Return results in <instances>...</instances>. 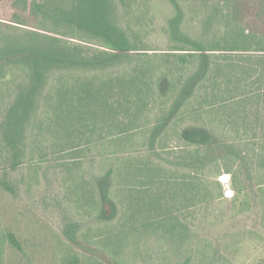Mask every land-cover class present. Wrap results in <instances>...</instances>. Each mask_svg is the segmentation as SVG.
Returning a JSON list of instances; mask_svg holds the SVG:
<instances>
[{"label":"rangeland","instance_id":"rangeland-1","mask_svg":"<svg viewBox=\"0 0 264 264\" xmlns=\"http://www.w3.org/2000/svg\"><path fill=\"white\" fill-rule=\"evenodd\" d=\"M255 1L126 0L122 25H131L146 48L165 49L166 29L179 14L184 32L227 41L228 24L246 32L264 28L263 10ZM30 28V0H0V33ZM230 55L217 72L215 114H206L200 124L189 122L187 129L184 125L185 139L196 129L212 138L201 159L209 167L196 185L206 204L187 218L186 155L151 148L149 160L159 171H126L114 191L116 206L93 211L92 200L112 185L109 171L121 156L112 153L111 140L129 128V121L116 117L122 111L85 124L64 113L40 137L34 113L19 135L5 123L14 94L6 92L0 98V132L11 134L0 140L14 143L0 154V264H69L72 256L81 264H199L198 245L208 242L202 264H264V61L259 54ZM155 111L152 120L159 119L160 106ZM232 155L235 161L228 162L235 181L210 167ZM218 181L228 184L226 198L214 201L220 196ZM186 222L192 234L187 253Z\"/></svg>","mask_w":264,"mask_h":264},{"label":"trees","instance_id":"trees-1","mask_svg":"<svg viewBox=\"0 0 264 264\" xmlns=\"http://www.w3.org/2000/svg\"><path fill=\"white\" fill-rule=\"evenodd\" d=\"M123 2L126 0H30L34 28L0 33V98L6 92L14 93L5 123L20 135L36 113V135L40 137L47 135L51 124L64 113L85 124L102 120L112 111H122L116 117L122 123L129 121V128L111 140L112 153L121 155L109 171L113 182L92 200L91 209L104 212L105 204L113 205L114 191L126 171H159L149 160L148 151L154 147L175 156L186 155V177L182 181L189 189L186 198L191 200L186 203L187 218L201 212L206 204L196 185L209 167L201 159L212 138L196 129L185 139L184 125L187 129L189 122L200 124L206 114H215L212 101L218 86L217 72L230 61V54H259L264 61V28L261 32L240 31L231 23L233 8H225L231 23L225 33L231 37L227 41L205 40L184 32L178 14L166 29L168 47L151 49L131 25H122ZM255 2L264 14V0ZM128 16L132 14L128 12ZM157 106L161 115L152 120ZM7 134L11 132H0L1 138L7 139ZM145 136L148 140L141 139ZM13 143L0 140V154L2 148ZM235 157L222 156L210 167H215L218 175L231 174L235 181L233 166L228 162ZM156 181L153 177L152 183ZM217 183L220 196L212 197L214 201L226 198V184ZM9 236L26 253L18 238L13 233ZM191 242V228L186 222V253ZM209 247V242L198 245L199 264L204 262ZM69 264H81V260L72 256Z\"/></svg>","mask_w":264,"mask_h":264},{"label":"water","instance_id":"water-1","mask_svg":"<svg viewBox=\"0 0 264 264\" xmlns=\"http://www.w3.org/2000/svg\"><path fill=\"white\" fill-rule=\"evenodd\" d=\"M226 186L228 187V184H226Z\"/></svg>","mask_w":264,"mask_h":264},{"label":"bare ground","instance_id":"bare-ground-1","mask_svg":"<svg viewBox=\"0 0 264 264\" xmlns=\"http://www.w3.org/2000/svg\"><path fill=\"white\" fill-rule=\"evenodd\" d=\"M223 176H225V175H223Z\"/></svg>","mask_w":264,"mask_h":264}]
</instances>
